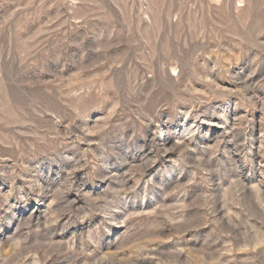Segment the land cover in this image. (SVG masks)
I'll return each instance as SVG.
<instances>
[{
    "label": "rangeland",
    "instance_id": "obj_1",
    "mask_svg": "<svg viewBox=\"0 0 264 264\" xmlns=\"http://www.w3.org/2000/svg\"><path fill=\"white\" fill-rule=\"evenodd\" d=\"M0 264H264V0H0Z\"/></svg>",
    "mask_w": 264,
    "mask_h": 264
}]
</instances>
